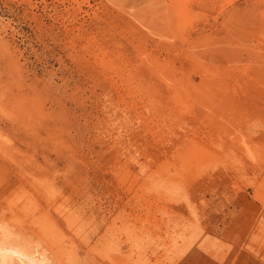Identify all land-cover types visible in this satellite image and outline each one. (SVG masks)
<instances>
[{
    "label": "rangeland",
    "instance_id": "rangeland-1",
    "mask_svg": "<svg viewBox=\"0 0 264 264\" xmlns=\"http://www.w3.org/2000/svg\"><path fill=\"white\" fill-rule=\"evenodd\" d=\"M6 239L47 264H264V0H0Z\"/></svg>",
    "mask_w": 264,
    "mask_h": 264
},
{
    "label": "bare ground",
    "instance_id": "bare-ground-1",
    "mask_svg": "<svg viewBox=\"0 0 264 264\" xmlns=\"http://www.w3.org/2000/svg\"><path fill=\"white\" fill-rule=\"evenodd\" d=\"M6 240H8V239H6ZM2 241H4V240H2ZM2 241H1V243H3ZM18 242H20V241H18ZM40 255L35 254V252L30 250L29 248L24 249V248H21L18 245H13L11 243L9 244V240H8V244H4L3 243V245L2 244L0 245V264H11L10 260L12 261V259L15 258V257H22V258L27 259V264H47L45 262V260L43 259V257L41 258Z\"/></svg>",
    "mask_w": 264,
    "mask_h": 264
}]
</instances>
